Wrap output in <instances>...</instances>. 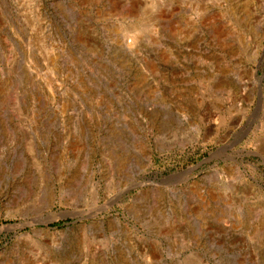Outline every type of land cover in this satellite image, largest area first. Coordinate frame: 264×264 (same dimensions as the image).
<instances>
[{"label":"rangeland","instance_id":"374dc122","mask_svg":"<svg viewBox=\"0 0 264 264\" xmlns=\"http://www.w3.org/2000/svg\"><path fill=\"white\" fill-rule=\"evenodd\" d=\"M0 264H264V0H0Z\"/></svg>","mask_w":264,"mask_h":264},{"label":"water","instance_id":"95a60500","mask_svg":"<svg viewBox=\"0 0 264 264\" xmlns=\"http://www.w3.org/2000/svg\"><path fill=\"white\" fill-rule=\"evenodd\" d=\"M220 151H221V149H220ZM189 170H190V168H188V169H187V170H185L184 172H188ZM147 178H148V179H150V178H151V176H147ZM154 178H157V175H155V176H154Z\"/></svg>","mask_w":264,"mask_h":264}]
</instances>
